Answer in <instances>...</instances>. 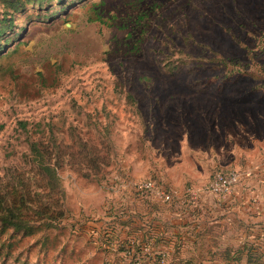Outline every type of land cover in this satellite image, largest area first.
<instances>
[{"label":"rangeland","instance_id":"rangeland-1","mask_svg":"<svg viewBox=\"0 0 264 264\" xmlns=\"http://www.w3.org/2000/svg\"><path fill=\"white\" fill-rule=\"evenodd\" d=\"M44 3L0 37V186L56 198L35 141L58 165L64 216L0 227V264H264V0ZM220 170L252 172L250 208L207 192Z\"/></svg>","mask_w":264,"mask_h":264},{"label":"trees","instance_id":"trees-1","mask_svg":"<svg viewBox=\"0 0 264 264\" xmlns=\"http://www.w3.org/2000/svg\"><path fill=\"white\" fill-rule=\"evenodd\" d=\"M51 0H0L3 5V10L0 12V37L4 33L3 25L12 26L13 14L18 12L25 5L38 2L39 4L49 3ZM220 62L227 67V73L230 74H244L252 78H258L254 71L245 68L246 65L241 64L234 59L214 60ZM23 125L25 123L23 122ZM29 154L36 170L40 175V180L43 182L44 188L47 187V194L44 196L56 198L52 201L37 202L30 197V192L25 190L27 184L21 179V191L13 190L4 192L3 187L0 186V227L2 230L11 228L14 232L29 231L38 227H52L55 222L64 216L62 209V187L60 184V177L57 172V164L49 161L46 152H43L39 144L35 141L29 143ZM11 195V197H7ZM37 195V194H34Z\"/></svg>","mask_w":264,"mask_h":264},{"label":"built area","instance_id":"built-area-1","mask_svg":"<svg viewBox=\"0 0 264 264\" xmlns=\"http://www.w3.org/2000/svg\"><path fill=\"white\" fill-rule=\"evenodd\" d=\"M251 173V171L240 173L236 170L215 171L208 183L207 192L217 198L233 196L238 191L248 189L252 183ZM255 176H258V186H264V159L260 162ZM139 188L150 191L154 197L159 198L163 202H170L172 200L170 192L161 187H155L151 181L145 182Z\"/></svg>","mask_w":264,"mask_h":264},{"label":"crops","instance_id":"crops-1","mask_svg":"<svg viewBox=\"0 0 264 264\" xmlns=\"http://www.w3.org/2000/svg\"><path fill=\"white\" fill-rule=\"evenodd\" d=\"M250 196V195H249ZM249 196H248V194H247V191H243V192H238V193H236V194H234L233 196H230V197H228L227 199H229V201L227 200H225V201H223V202H225V205L226 206H231V207H233V206H235L236 207V209H241L242 210V212H244V209L246 208V207H249L250 208V206H249ZM260 197H262V203H261V209H262V213H263V215H264V193L263 194H261V196ZM210 205V202H208V203H206L205 204V207H208L209 209H211V207L209 206ZM212 205V204H211ZM215 205V204H214ZM212 207H214V206H212ZM260 212V211H259ZM264 229V228H263Z\"/></svg>","mask_w":264,"mask_h":264}]
</instances>
